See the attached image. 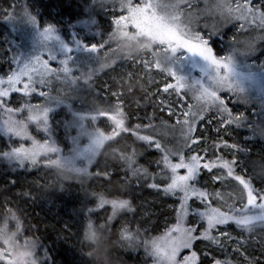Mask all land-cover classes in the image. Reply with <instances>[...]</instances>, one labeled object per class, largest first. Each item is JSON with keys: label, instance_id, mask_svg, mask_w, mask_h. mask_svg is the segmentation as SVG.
<instances>
[{"label": "rangeland", "instance_id": "obj_1", "mask_svg": "<svg viewBox=\"0 0 264 264\" xmlns=\"http://www.w3.org/2000/svg\"><path fill=\"white\" fill-rule=\"evenodd\" d=\"M107 1L114 8L109 10L110 13H103L111 28L106 31L92 27L95 24L90 25L86 21H76L74 24L60 14L55 17V23L44 20L40 29L38 22L29 17L25 10L13 11L6 17L5 21L11 31L8 38L10 57L0 48V149H10L8 157L18 162V167L26 166L25 168L32 170L33 163L40 159L42 167L38 175L49 176L51 168L47 169V166L53 164L68 178L78 181L88 175L101 148L114 134L116 127L121 126L119 116L122 108L133 103L125 104L122 100L124 94L128 96V93L137 88L143 92L153 109L177 124V119L182 120V113L190 106L193 112L197 111L199 104L196 96L203 89L216 91L225 100L227 107L231 108L233 122L224 126L217 109L210 108L208 118L211 123L208 118L198 121L193 136H182L180 127L179 130L168 129L155 139L158 147L167 153L163 161L165 173L161 176V184H169L167 191L170 195H179L180 192L183 195L178 204L170 207L175 209L174 219L166 220L157 235L141 237L136 241L144 249L143 255L148 264H161L154 254L153 242L175 225L183 226L182 221L186 219L184 227L190 229L187 237L189 242L200 235L204 238L196 241L191 249H180L176 255L178 264H183L184 258L197 250L198 257L205 264H236L239 258H244L240 249L249 243L245 236H264V208L261 207L264 200L256 199L255 203H249L252 192L257 197L264 195V185L257 189L253 187L251 176L241 168L244 153L250 154L255 146L264 148L260 134H257L260 143L254 142L257 138L254 132H264V56L260 57L264 52V39L259 38L264 37V28L238 19L222 21L217 5L223 0H153L162 5L179 3L178 11L184 22H187L191 14L194 23L190 27L210 40L217 58H230L229 72L223 67L217 69L211 66L199 53L189 52L184 47H178L172 53L163 44L157 43L141 16L139 5L145 0ZM229 2L234 4L235 0ZM254 3L257 7L264 6V0H254ZM158 11L171 12L172 9ZM118 16L121 17L120 21L112 23V19ZM48 25L53 26L50 32L45 31ZM213 26L221 31L218 35L209 36ZM2 36L5 37L6 34L3 32ZM77 41H81V44L78 45ZM91 43L103 47L97 52L86 50L83 45ZM117 44L122 45V48L113 52ZM135 49L143 53L115 65L117 74L110 76V81L99 76L100 72L111 68ZM109 53L108 58L106 54ZM38 59L47 61L49 68L55 71L46 76L31 71L38 67ZM65 60L70 69L67 73L62 71L64 65L61 61ZM145 60L150 62L148 67L144 64ZM157 61L161 63L160 68L155 66ZM177 76L182 79L185 87L179 91L165 92L166 85L175 84ZM223 76H227L226 81L217 79ZM98 83V91L103 97L110 99L115 116L106 107L97 104ZM115 84L116 88L111 90ZM3 92H10V97L4 96ZM169 107L175 110V116L169 117ZM249 108L259 111L260 120L256 124V130L250 125V116L246 126L240 130L239 121L235 117L248 114ZM132 118L134 122L139 119V115L133 114ZM99 122H103L101 126L106 127V134L99 130ZM163 126V123L159 124L158 133ZM217 128L218 132L215 130ZM53 130L59 132L60 144L56 141ZM193 139L198 143L185 148L184 145L190 144ZM192 154H199L202 159L196 163L191 176L184 170H174L173 166L181 163V157L184 158L183 162L191 163L189 157ZM207 155L215 157L208 159ZM220 155H223V159ZM109 156L114 160L112 151H109ZM106 162L103 161L102 164L105 165ZM233 163H236L235 168L230 165ZM203 164H207L212 171L205 170ZM155 172H159L157 167ZM202 174H206L208 178V174H214L222 182L211 178L210 181L217 187L224 185V182L231 183L225 190L216 187L209 192L199 183ZM236 177L242 180H237ZM56 183L61 189L66 187L59 181ZM233 190L238 197L233 194ZM194 196L196 199H192ZM189 206L192 215L188 214ZM95 216L99 219V224L104 222L103 215L99 212ZM201 219L210 221L212 228H199L198 222ZM121 230L123 231L122 225ZM130 234L127 232L125 236H133ZM178 235L173 232V236ZM3 238L0 235V239L4 240ZM1 250L0 264L26 262L27 252L24 250L16 249L17 254L13 256L7 254L10 251L6 247L3 246ZM213 255L216 257H212ZM194 259L195 257H191L189 264Z\"/></svg>", "mask_w": 264, "mask_h": 264}, {"label": "trees", "instance_id": "obj_2", "mask_svg": "<svg viewBox=\"0 0 264 264\" xmlns=\"http://www.w3.org/2000/svg\"><path fill=\"white\" fill-rule=\"evenodd\" d=\"M90 1L0 0V48L10 57L8 38L11 31L5 20L16 10H25L29 17L38 22L39 29L44 20L55 23L57 14L74 24L76 21H86L103 31L111 29L103 13H110L109 10L114 5L107 0ZM93 20L95 23H92ZM2 31L6 34L5 37L2 36ZM117 45L113 52L122 48V45ZM214 48L217 51L216 45ZM111 53L106 54L108 58ZM142 53L136 49L131 50L114 66L100 72L99 76L109 80L110 76L117 74L115 65ZM262 56L264 52L260 57ZM96 87L97 104L106 107L115 116L110 99L100 94L99 83ZM115 88L116 84L111 90ZM122 100L125 104L133 103L122 108L119 116L121 126L116 127L114 134L101 148L88 175L78 181L68 178L53 164L47 166V169L51 168V176L38 175L42 167L40 159L33 163L32 170H28L26 166L18 167V162L8 157L10 149H0V235L4 236V240L0 239V251L3 246L10 251L7 254L12 256L17 254L16 249L26 251V262L21 264H148L143 255L144 249L138 246L136 240L157 235L166 220L174 219L175 209L170 207L178 204L174 195L167 191L169 184H161V176L165 173L163 161L167 153L158 147L155 139L161 137L159 134L163 135L164 131L179 130L181 126L153 109L143 92L137 88L128 93V96L124 94ZM248 110L249 113L238 120L240 130L246 126L249 116L250 125L256 130V124L260 120L259 111L252 108ZM133 114L139 115V119L134 122ZM101 123L103 122H99V130L106 134V127L101 126ZM160 123L167 126L161 127L162 132L158 133ZM53 131L60 144L59 132ZM254 133L257 137L254 142L260 143L257 136L260 134L263 137L261 143H264V132ZM151 136L154 139H150ZM252 150L250 154L244 153L242 156L241 160L244 162L241 168L251 176L253 187L257 189L264 185V148L255 146ZM109 151L113 152L114 160H111ZM213 157L215 155L206 156L208 159ZM103 161H107L105 165L102 164ZM230 165L235 168L236 163ZM155 167L159 170L158 173L155 172ZM206 176L201 175L200 185L209 192L215 190L217 185L212 184L210 179L216 177L214 174H208L210 178ZM56 181L66 187L61 189ZM229 183L231 182H224L217 189L225 190ZM229 188L231 191V187ZM233 192L238 197L234 190ZM123 200L128 203L120 207ZM101 201H107L108 204H102ZM94 211L103 215L102 224H99V219L95 216L98 212ZM127 232L133 236H125ZM138 234L144 236H137ZM245 237L249 243L240 249L244 258H239L236 264H264V236ZM14 244L18 245L12 246ZM212 257L215 258L216 255Z\"/></svg>", "mask_w": 264, "mask_h": 264}, {"label": "snow or ice", "instance_id": "obj_3", "mask_svg": "<svg viewBox=\"0 0 264 264\" xmlns=\"http://www.w3.org/2000/svg\"><path fill=\"white\" fill-rule=\"evenodd\" d=\"M141 11V16L145 22V26L149 29L151 34L156 38V42L163 44L168 51L174 53L178 47H184L189 52L199 53L203 56L211 66L219 69L223 67L227 69L229 72L231 71L230 66V58L222 57L217 58V55L214 54L213 48L210 46V40L205 39L199 31H194L190 25L194 23L191 14H189L187 18V22L181 20V14L179 13V3L173 5H162L160 3H154L153 0H145L144 3L139 5ZM218 9H220L221 19L222 21H226L228 19H238L243 21L244 23H253L258 25L259 27L264 28V6L257 7L254 0H235L234 4L229 2V0H223L222 3L217 5ZM171 8L172 11H164L161 13L158 9H167ZM121 17L113 18L112 23H118ZM95 23V20L92 21ZM207 28L208 26L205 25ZM243 27V24L241 25ZM53 26L48 25L45 29L46 32L52 31ZM221 29L213 26L212 30L209 32V36L218 35ZM260 39H264V37H259ZM77 44H81V41H77ZM86 50L97 52L103 45H98L96 43L84 44L83 45ZM67 48V45H65ZM71 51V49H68ZM38 67L31 69V71L38 72L42 76H46L49 72L55 71V69H51L48 66L47 61H37ZM64 65L62 71L67 73L70 72V69L67 67V61H61ZM149 61L145 60L144 64L146 67L149 66ZM155 66L157 68L161 67V63L159 61L155 62ZM24 74H27L26 72ZM174 75V74H173ZM219 81H226L227 76L217 77ZM2 83V81H0ZM185 87L182 83V79L180 77H176L175 84H167L164 88L165 92H169V90H181ZM6 97H10V92L2 93ZM43 95V93H41ZM196 100L199 104V108L197 111L193 112L191 106L189 109L182 113L183 119H177L176 123L181 126V135L188 136L192 135L196 132V124L198 121H203L208 118V112L210 108H216L218 115L221 117V123L224 126H227L232 121V110L227 107V103L225 100L221 99V97L217 94L216 91L209 90L207 88L203 89L200 95L196 96ZM169 117L175 116V110L171 107L168 109ZM209 119V123H211V119ZM235 120H239V116L235 117ZM167 126V124H165ZM217 132L219 128L215 129ZM198 141L193 139L190 144H185V148H191L192 145L197 144ZM225 146H229L226 145ZM219 147V144H217ZM234 147V145H233ZM183 157H181V163L179 165H174V170H184L187 172L189 176L193 174L196 168V163L200 161L202 158L199 154H192L189 159L192 161L191 163L183 162ZM202 167L207 171H212V169L207 165L203 164ZM227 167V164H225ZM237 180H242L240 177H236ZM217 180L218 178H214ZM154 186V185H153ZM183 193L180 192L179 195L174 194V198L179 200L180 196ZM192 199H196V197H192ZM256 199L264 200V195L257 197L254 192L249 196V203H255ZM191 201V200H190ZM189 201V205H190ZM102 204L107 205V201H101ZM114 203V202H113ZM128 203L127 200H123L120 202L119 206L123 207ZM264 208V204L261 205ZM189 215L193 214L191 212V208L189 206ZM202 215V213L200 214ZM186 219L182 221V225H175L172 229L169 230L163 237L159 238L157 241L153 242V250L154 254L160 259L161 264H178L176 261V255L180 251V249H191L196 241H200L203 239V235H200L199 238L192 240L189 242L187 239L188 231L190 230L188 227H184ZM220 223H223L221 221ZM204 226L205 228H212V224L210 221L206 219H201L198 222V227ZM197 226L194 228L198 229ZM174 233H178V236H173ZM195 234V233H194ZM198 251V250H197ZM197 251H192L191 255L184 258L183 264H189L190 258L195 257L192 264H203V261L197 255ZM218 264V262H217Z\"/></svg>", "mask_w": 264, "mask_h": 264}]
</instances>
